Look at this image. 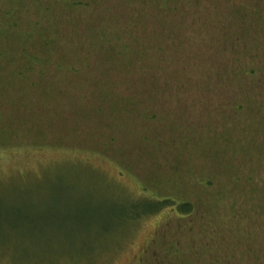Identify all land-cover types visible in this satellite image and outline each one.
I'll return each instance as SVG.
<instances>
[{
  "label": "rangeland",
  "instance_id": "374dc122",
  "mask_svg": "<svg viewBox=\"0 0 264 264\" xmlns=\"http://www.w3.org/2000/svg\"><path fill=\"white\" fill-rule=\"evenodd\" d=\"M260 69L264 0H0V264L75 252L93 225L66 217L87 219L78 172L196 210L35 264H264ZM9 210L51 223L10 228Z\"/></svg>",
  "mask_w": 264,
  "mask_h": 264
},
{
  "label": "trees",
  "instance_id": "16d2710c",
  "mask_svg": "<svg viewBox=\"0 0 264 264\" xmlns=\"http://www.w3.org/2000/svg\"><path fill=\"white\" fill-rule=\"evenodd\" d=\"M71 4V1L64 2V5L66 6H71ZM237 20L241 27L251 26L253 23V21H247L244 14L239 15ZM233 49L229 50L228 54H232L234 52ZM28 61L33 64L32 60ZM251 78L253 83L249 89L252 90L251 92L247 91L250 95L253 93V90L258 93L260 90L264 89V71L261 69L254 71L253 74L251 73ZM240 92L242 94L244 93L243 90H240ZM261 92L262 91H260V93ZM78 175L81 179H90L91 192L89 197L91 202L90 204L82 203V201L77 202V205H74L71 210H80L87 216L86 220L88 221L81 217H69L63 214H61V216H66L75 223L84 222L86 224L92 222L91 224L93 225L92 227L90 226L88 230H84V233L79 234L83 235V238L85 239L79 237L80 240H78V243L71 248L75 252H70V250L67 249L69 251H62L54 254L48 253L45 256L48 258L35 261L47 262L52 256L54 259L56 257H68L70 260L83 262L85 259H91L93 256H96L99 248H101L100 246H102L101 243H106L108 241L111 242L116 237L121 236V234L125 232V228L128 224L136 223L144 217L154 216L162 212H168L169 214L182 219L184 217L192 216L194 210H196L191 203L185 201L175 200L174 198L168 197L160 198L157 196H150L147 192V188L143 186L142 183H140L139 186L141 195L139 194L136 197L132 194L123 193L117 195L112 193L110 186L98 185L91 176L87 178V175L81 174V172H78ZM38 179L39 178H35L29 181H35ZM4 215V221H9L5 224L9 223V225H7L10 228H21L32 234H34L33 231L35 229L40 227L39 225L45 223L44 225L49 226L51 223L49 219H44L42 221V219L37 217L34 213L29 211L26 212L24 210H9L6 211ZM35 261L28 262L27 264H35ZM182 264H193V262L189 259H185Z\"/></svg>",
  "mask_w": 264,
  "mask_h": 264
}]
</instances>
